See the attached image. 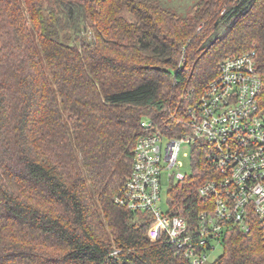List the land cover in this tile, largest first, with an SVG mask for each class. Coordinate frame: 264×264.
Here are the masks:
<instances>
[{"label": "trees", "instance_id": "16d2710c", "mask_svg": "<svg viewBox=\"0 0 264 264\" xmlns=\"http://www.w3.org/2000/svg\"><path fill=\"white\" fill-rule=\"evenodd\" d=\"M248 50L264 73V0H0V264H191L113 197L141 121L184 133L219 63ZM204 150L167 189L191 228ZM221 247L206 264H264V226H231Z\"/></svg>", "mask_w": 264, "mask_h": 264}, {"label": "built area", "instance_id": "2783aa9c", "mask_svg": "<svg viewBox=\"0 0 264 264\" xmlns=\"http://www.w3.org/2000/svg\"><path fill=\"white\" fill-rule=\"evenodd\" d=\"M180 121L187 131L174 136L162 133L150 119L141 121L130 173L113 200L148 213L151 241L164 238L191 264H206L231 226L243 232L255 221L264 226V73L254 51L223 59ZM183 142L190 146V157L194 144L204 146V159L213 169L197 188L208 208L198 212L192 228L185 217L168 214L167 201L165 210L158 205L163 183L170 186L185 176L173 170Z\"/></svg>", "mask_w": 264, "mask_h": 264}, {"label": "rangeland", "instance_id": "374dc122", "mask_svg": "<svg viewBox=\"0 0 264 264\" xmlns=\"http://www.w3.org/2000/svg\"><path fill=\"white\" fill-rule=\"evenodd\" d=\"M164 3L168 6H173L176 10L180 12H186L187 7L194 3L195 0H163ZM224 11V9H223ZM182 61V60H180ZM191 150L190 146L183 142L180 146V150L177 156V166L173 168L174 172H181L183 174H190L191 173ZM170 182L163 183V189L161 193V199L159 201V207L161 210L166 209V201H167V189L169 188ZM222 251V247L218 245L215 250L210 252L209 254V261L211 262L214 260Z\"/></svg>", "mask_w": 264, "mask_h": 264}, {"label": "water", "instance_id": "95a60500", "mask_svg": "<svg viewBox=\"0 0 264 264\" xmlns=\"http://www.w3.org/2000/svg\"><path fill=\"white\" fill-rule=\"evenodd\" d=\"M158 68V67H157Z\"/></svg>", "mask_w": 264, "mask_h": 264}]
</instances>
